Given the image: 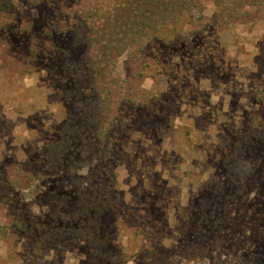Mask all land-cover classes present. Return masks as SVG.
<instances>
[{
    "label": "rangeland",
    "instance_id": "1",
    "mask_svg": "<svg viewBox=\"0 0 264 264\" xmlns=\"http://www.w3.org/2000/svg\"><path fill=\"white\" fill-rule=\"evenodd\" d=\"M12 1L7 25L0 29V227L7 225L0 231V264H264V221L252 237L247 226L239 233L230 227L216 233L209 218L201 216L207 205L224 207L222 183L227 179L221 157L234 139L230 128L244 132L252 119L264 129V18L216 28L212 17L218 1L195 0L183 22L189 42L166 49L154 41L136 56H117L109 110L99 113H108V121L116 115L125 119L111 149L113 159L102 164L104 154L96 147L81 149L84 143L73 140L75 177L97 165L104 168L97 180L107 191H97L93 199L108 205L100 220L106 244L89 247L66 237L58 241L60 248H47L36 258L35 239L12 224L28 214L27 219L43 217L54 226L75 212L77 202L69 203L67 196L74 192L71 179L61 193L51 185L59 177L47 171L45 176H51L43 177L35 158L39 149L57 140L67 115L62 96L72 88L52 49H69L72 59L81 50L70 48L69 30L43 35L54 19L51 4L69 8L75 0ZM201 29L213 37V54ZM29 36L49 42L42 58L29 53ZM142 64L145 75L139 76ZM75 123L88 125L79 116ZM96 133L93 129L90 136ZM263 141L264 130L249 136L242 159L256 157L259 150L264 155ZM250 191L232 200V215L235 207L244 208L242 200L256 198L257 190ZM189 207L195 208L191 214Z\"/></svg>",
    "mask_w": 264,
    "mask_h": 264
},
{
    "label": "trees",
    "instance_id": "2",
    "mask_svg": "<svg viewBox=\"0 0 264 264\" xmlns=\"http://www.w3.org/2000/svg\"><path fill=\"white\" fill-rule=\"evenodd\" d=\"M217 1V11L212 17L216 28L234 22L264 18V0ZM11 2L13 1L5 0L4 3H0V29L7 25L6 19ZM193 2L195 3V0H75L69 8L51 4L54 19L46 25L47 30L43 35L52 36L56 29L63 32L69 30L70 48L81 51L76 59H72L69 49H52L54 55H58L61 59L62 74L68 79L72 88L62 96L66 103L67 115L58 131L57 140L39 149L35 161L42 165L39 171L44 172L43 177L51 176L50 174L45 176V171L55 172L54 177L59 178L51 182V185L59 186L61 193L66 181L71 179L69 186L74 192L67 191L68 202L77 203L75 212L72 215L65 212L62 221H54V226L45 223L43 217L27 219L28 214H21L19 220L15 218L12 225H18L16 230L22 235L35 239L34 257H41L42 252L47 248L53 250L60 248L57 246L58 241L63 242L66 237L71 242L82 241L89 247L102 248L100 244H106V238L100 237L102 226L100 220L108 205L102 203L99 198L93 199L97 197V191H107L106 186L97 180L104 168L102 165H97L84 177H75L77 173L74 165L77 166L78 160L75 159L77 150H74L73 140L79 139L84 143L81 149L96 147L98 153L104 154L105 158L100 162L102 164L113 159L111 149L118 142L116 137L118 131L124 129L125 119L116 115L108 121V113L103 116L99 113L103 114L109 110L114 85L111 68L116 64L117 56L126 52L136 56L145 50L147 44L154 41L162 43L166 49H176L181 42H189L190 33L184 29L183 22ZM201 19L202 16H199V20ZM201 31L208 40L206 42L209 46L208 53L213 54L216 51V45L211 39L213 37L206 36L208 34L206 30L201 29ZM28 38L29 53H32L36 59L42 58L43 48H48L49 42L46 43L41 36ZM140 67L142 70H139L137 75H145L144 64ZM76 116L82 119V123L88 124L89 129L85 130L87 127L84 125L78 127L75 123ZM92 121L96 122L94 128L90 126ZM76 127L80 129L81 134H78L77 138L73 136L77 132ZM93 129H96L97 133L90 136ZM230 130V135L234 139L227 149L228 152H223L221 157V167L223 171L225 169L222 173L227 179L222 183V189L227 191L225 202L222 204L224 207L215 208L213 205H207V209L203 210L202 215L200 212V215L209 218L207 221L211 223L212 230L216 233L223 230L226 232L229 227L234 230L239 229L235 231L232 229L234 233H239L247 226L248 231L252 230L253 237L258 235L264 221V214H258L264 209V171L257 170L264 168V155L261 156L262 151L259 150L256 157L242 159V153L247 138L262 134L264 129L258 128L250 119L244 132L231 128ZM94 137H100V140L96 141ZM103 143L108 151L103 148ZM262 147L264 148V145ZM100 154L97 158H101ZM121 154L122 152L119 151L117 155ZM228 176H231V179H228ZM83 182L86 184L84 185ZM252 189L257 190L256 198L242 200L239 206L243 205L244 208H234L236 210L234 219L231 209L236 202L232 200H237L238 196L246 197ZM53 191L57 190L54 188ZM228 193L230 196H227ZM103 200L108 201L109 198L105 197ZM193 209L195 208L189 207L188 212L191 214ZM245 209L256 212L247 214ZM6 228L7 225L0 227V231ZM249 258L250 261L254 259L252 254ZM255 259H259V255Z\"/></svg>",
    "mask_w": 264,
    "mask_h": 264
}]
</instances>
